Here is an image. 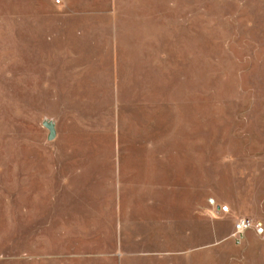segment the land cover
I'll use <instances>...</instances> for the list:
<instances>
[{
  "label": "rangeland",
  "instance_id": "rangeland-1",
  "mask_svg": "<svg viewBox=\"0 0 264 264\" xmlns=\"http://www.w3.org/2000/svg\"><path fill=\"white\" fill-rule=\"evenodd\" d=\"M242 214L264 224V0L0 19V264H264Z\"/></svg>",
  "mask_w": 264,
  "mask_h": 264
},
{
  "label": "built area",
  "instance_id": "built-area-1",
  "mask_svg": "<svg viewBox=\"0 0 264 264\" xmlns=\"http://www.w3.org/2000/svg\"><path fill=\"white\" fill-rule=\"evenodd\" d=\"M209 204L219 213H228L230 211L228 204L219 203L214 197H210ZM249 231H253L261 236L264 234V224L251 215L242 214L235 220L231 237L234 238L237 243H241Z\"/></svg>",
  "mask_w": 264,
  "mask_h": 264
},
{
  "label": "crops",
  "instance_id": "crops-1",
  "mask_svg": "<svg viewBox=\"0 0 264 264\" xmlns=\"http://www.w3.org/2000/svg\"><path fill=\"white\" fill-rule=\"evenodd\" d=\"M48 0H0V19L15 18L17 8H23L26 18H40L46 16Z\"/></svg>",
  "mask_w": 264,
  "mask_h": 264
}]
</instances>
